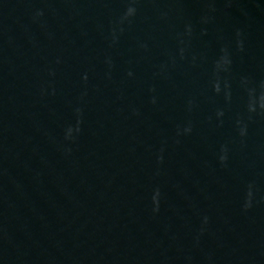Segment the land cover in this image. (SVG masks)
Segmentation results:
<instances>
[{
	"label": "water",
	"instance_id": "95a60500",
	"mask_svg": "<svg viewBox=\"0 0 264 264\" xmlns=\"http://www.w3.org/2000/svg\"><path fill=\"white\" fill-rule=\"evenodd\" d=\"M0 264H264V0H0Z\"/></svg>",
	"mask_w": 264,
	"mask_h": 264
}]
</instances>
